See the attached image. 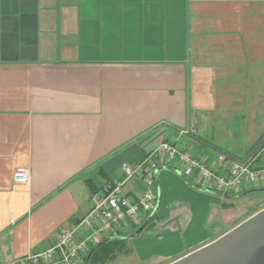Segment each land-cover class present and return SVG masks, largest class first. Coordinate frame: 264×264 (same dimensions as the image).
<instances>
[{
	"label": "crops",
	"instance_id": "obj_1",
	"mask_svg": "<svg viewBox=\"0 0 264 264\" xmlns=\"http://www.w3.org/2000/svg\"><path fill=\"white\" fill-rule=\"evenodd\" d=\"M263 137L264 0H0V264L49 247L123 163L164 141L213 165ZM142 188L140 174L123 186L131 199ZM156 189L155 212L120 237L141 264H167L264 207L227 202L264 180L215 192L161 169Z\"/></svg>",
	"mask_w": 264,
	"mask_h": 264
},
{
	"label": "built area",
	"instance_id": "obj_2",
	"mask_svg": "<svg viewBox=\"0 0 264 264\" xmlns=\"http://www.w3.org/2000/svg\"><path fill=\"white\" fill-rule=\"evenodd\" d=\"M161 169H170L186 178L194 177L200 188L215 192L235 190L242 183L264 180V167L254 168L253 159L239 162L219 153L215 163L208 165L164 141L134 165L123 163L122 179L109 182L91 195V209L73 229L61 230L46 249L4 264H85V256L98 241L123 236L125 230L138 227L155 212L157 173ZM137 174L143 188L139 197L131 199L123 186ZM12 177L15 183L27 184L28 169L16 167ZM81 226L87 227L89 234L76 240L75 232Z\"/></svg>",
	"mask_w": 264,
	"mask_h": 264
},
{
	"label": "water",
	"instance_id": "obj_3",
	"mask_svg": "<svg viewBox=\"0 0 264 264\" xmlns=\"http://www.w3.org/2000/svg\"><path fill=\"white\" fill-rule=\"evenodd\" d=\"M263 142L264 137L243 159L220 152L233 160L245 162ZM92 252L93 249L88 252L85 264H88ZM167 264H264V207L214 240Z\"/></svg>",
	"mask_w": 264,
	"mask_h": 264
},
{
	"label": "rangeland",
	"instance_id": "obj_4",
	"mask_svg": "<svg viewBox=\"0 0 264 264\" xmlns=\"http://www.w3.org/2000/svg\"><path fill=\"white\" fill-rule=\"evenodd\" d=\"M259 165V161L254 163V166ZM254 199L249 198L248 196H243V197H235L232 200H228V203H233L235 208L237 210L241 211V209L246 208L250 204H254L257 202V199L264 198V192L259 191L258 194L253 195ZM127 230H125L126 233ZM128 232V231H127ZM124 235V234H123ZM130 242L127 241L124 243L122 246L121 244L116 245L112 254L111 259H106L101 263L98 264H141L139 262V259L135 256L134 253H131V248H130Z\"/></svg>",
	"mask_w": 264,
	"mask_h": 264
},
{
	"label": "trees",
	"instance_id": "obj_5",
	"mask_svg": "<svg viewBox=\"0 0 264 264\" xmlns=\"http://www.w3.org/2000/svg\"><path fill=\"white\" fill-rule=\"evenodd\" d=\"M264 145V144H263ZM253 158V157H252ZM250 158V160H252ZM254 163V161H253ZM124 238H113V239H103L102 241L96 243L92 246L93 252L89 258L88 264H98L106 259H111L113 251L116 245H124ZM86 258V256H85Z\"/></svg>",
	"mask_w": 264,
	"mask_h": 264
}]
</instances>
